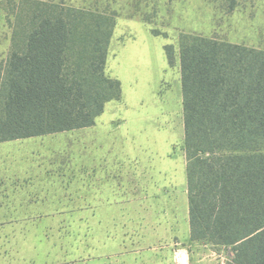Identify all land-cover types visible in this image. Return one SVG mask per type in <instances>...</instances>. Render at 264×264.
I'll return each mask as SVG.
<instances>
[{"label": "trees", "instance_id": "obj_1", "mask_svg": "<svg viewBox=\"0 0 264 264\" xmlns=\"http://www.w3.org/2000/svg\"><path fill=\"white\" fill-rule=\"evenodd\" d=\"M17 20L0 143L93 127L121 98L106 73L114 16L36 0ZM179 57L191 239L230 248L226 264H264V50L181 34Z\"/></svg>", "mask_w": 264, "mask_h": 264}, {"label": "rangeland", "instance_id": "obj_2", "mask_svg": "<svg viewBox=\"0 0 264 264\" xmlns=\"http://www.w3.org/2000/svg\"><path fill=\"white\" fill-rule=\"evenodd\" d=\"M30 1L36 0H14L13 3L0 0V64L7 61L14 37L23 28L18 25L17 17L27 13ZM41 1L114 16L116 26L108 75L122 84L125 107L115 115L120 114L124 119L135 117L140 122V116L161 109L164 102L175 111L170 115V123H173L171 118L175 123L179 121L183 115L178 114L180 106L182 109V101L178 102L179 97L182 100V86L177 61L181 34L214 37L264 50V0ZM168 45L173 46L176 60L173 64L167 60ZM101 116L93 127L59 134L44 143L20 145L17 150L25 151L27 157L21 153L18 156L12 148L0 149V169L68 172L74 177H84L82 191L85 193L67 196L71 202L60 194L62 200L50 203L54 195L46 194L43 189L42 206L58 208L35 211L42 218L40 226L0 227V232L2 229L35 230L43 236H52L49 244L56 248L43 252L46 264H101V122L109 121L108 117ZM164 133L171 150L175 144L174 153L180 156L184 129L164 130ZM191 253L196 264H226L233 257L230 248L205 244L197 245ZM180 261L181 255L176 250L175 262L180 264Z\"/></svg>", "mask_w": 264, "mask_h": 264}, {"label": "crops", "instance_id": "obj_3", "mask_svg": "<svg viewBox=\"0 0 264 264\" xmlns=\"http://www.w3.org/2000/svg\"><path fill=\"white\" fill-rule=\"evenodd\" d=\"M177 61L182 86L180 57ZM181 101L178 114L183 115L176 123L172 118L170 123L175 111L164 102L161 109L140 116V122L124 119L115 115L125 107L121 84V98L108 102L101 114L109 120L101 122V264H177L176 250L180 264H196L191 251L200 243L191 239L184 138L180 156L164 138V130L184 129L183 89ZM59 134L0 143V149L27 157L17 150L20 145L44 143ZM62 173L1 168L0 227L40 226L42 218L35 211L58 208L42 206L43 189L54 195L50 203H57L60 194L71 202L67 196L85 193L84 177ZM8 230L0 232V264H46L43 252L56 248L49 244L52 236Z\"/></svg>", "mask_w": 264, "mask_h": 264}]
</instances>
